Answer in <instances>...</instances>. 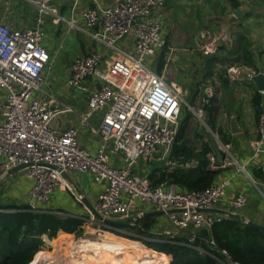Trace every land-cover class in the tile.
<instances>
[{
    "label": "built area",
    "instance_id": "built-area-1",
    "mask_svg": "<svg viewBox=\"0 0 264 264\" xmlns=\"http://www.w3.org/2000/svg\"><path fill=\"white\" fill-rule=\"evenodd\" d=\"M23 1L35 10L32 24L14 28L0 19V89L6 92L0 102V180L14 167L24 166L21 171L31 182L25 205L38 211L63 185L62 171L89 173L96 183L105 185L94 205L103 219L127 220L134 216L137 203L152 206L166 216L174 230L172 240L184 237L191 247L204 241L210 252L197 247L201 255H209L216 264H239L226 250L217 249L210 232L214 224L236 217L246 206L244 194L230 199L225 214L218 215L214 208L225 196L228 182L202 191H180L167 182L153 187L135 171L139 160L168 152L177 136L182 105L188 106L180 86L167 83L144 63L166 45L162 8L167 1L180 0H89V6L73 0L68 21L60 15L57 0ZM76 15L82 26L92 31V40L110 53L94 51L76 58L67 81L72 88H81L89 79L100 81L79 121L89 126L94 114L101 115L99 126L91 127L100 142L94 154L80 145L76 127L59 131L54 126L58 115L73 110L42 91L44 69L48 64L50 69V54L43 46L44 28L48 22H66L78 29ZM128 38L133 40L130 54L120 49ZM210 95L202 99L203 104L209 102ZM250 146L253 157L264 158V103L257 137ZM227 147L220 145L219 149L226 153ZM110 153L118 155L124 166H112ZM208 159L213 169L230 164L216 165L212 154ZM98 224L112 228L100 220ZM204 232L207 238L202 237Z\"/></svg>",
    "mask_w": 264,
    "mask_h": 264
},
{
    "label": "crops",
    "instance_id": "crops-1",
    "mask_svg": "<svg viewBox=\"0 0 264 264\" xmlns=\"http://www.w3.org/2000/svg\"><path fill=\"white\" fill-rule=\"evenodd\" d=\"M72 1L73 0L56 1L60 15L67 21L72 18L70 14V6ZM82 2L85 6L90 5L89 0H82ZM28 6L30 5L28 4ZM2 8L5 10L0 13V19H3L14 28H20L24 26V24L16 22L9 17L7 14V6H2ZM236 10H238L237 15H235ZM65 14H68V16L66 17ZM161 17L163 19L166 44L168 41H172L173 45L171 49H179L182 53L188 52L189 50L194 52L198 49H201L202 53L204 54V59L207 60L210 55L215 56L222 52V55L226 56L229 51H233L242 44L246 45V49L250 55V65L243 64L241 61L242 54L239 55L237 53L235 58H239V61H233V63L229 65L227 70L224 72L225 74L223 79L227 80L228 82L227 88L222 86L221 80V90H223L224 93L222 100L227 97V92L231 93L233 91V96L229 98V100H224V102L221 100L224 110L227 112L223 115L224 117L228 115L229 121L230 118H236L237 124L242 132L234 135L230 132V128L229 131H227V133L230 134V144L226 145L228 147L225 161L229 162L230 164H228L223 169H220L221 173L216 183L228 182V186L226 187L225 196L216 204L214 213L218 215L225 214L227 211V202L239 194H244L247 197V204L241 211L237 213L236 217H238L243 222L244 220H247L264 225V158L262 155L253 157L250 146V143L257 137V122L259 117L252 107L251 97L255 92H259L254 87L249 76L253 72L254 74L259 73L260 70L264 73V0H253L250 2L240 0L239 5L236 8L232 7L228 0L167 1L161 10ZM73 18L77 20L78 29L75 30H78L90 37V33L92 31L86 30L82 26V23L77 15ZM49 23L51 24V28H49L51 32L54 33L58 30V24L54 25L51 22ZM180 25H183L185 28V32H180L181 37H179L180 35L177 33ZM43 46L51 50V45H48L47 42H43ZM120 49L124 50L128 54L132 53V38H128L124 44L120 46ZM221 49H224L226 52H223ZM85 51H87V54L97 51L99 53H105L107 56L110 55V53L108 54V52H106V48L102 45H99L98 43L95 47H84L83 52ZM82 56H85V54L83 55L81 53L76 58ZM218 57L222 56L219 55ZM72 64L73 63L67 65L68 67L65 72L67 81L71 72ZM216 65L220 66L219 64ZM233 71L234 75L232 76L230 73ZM99 82L100 81L98 79H89L88 82H85L81 88H78V90L85 94L86 102L84 109L79 111L75 106L63 103L72 108L73 112L60 114L56 118L65 115L67 116L66 119L61 121L59 120L57 123L53 122L54 126L59 131H64L66 128L71 126L76 127L78 130V141L80 145L92 154L97 152L100 142L98 135L92 131L91 127L97 128L99 126L101 115L94 114L89 121V126L80 125L79 121L80 115L86 111L89 95L96 87L100 85ZM205 91V96H208V93H211V87L206 86ZM259 94L262 96L261 104H263L264 93ZM160 154L161 157L158 158V160H164V158H166L169 154V150L166 154H163L162 152L157 153V156ZM110 161L112 166H124L121 158L118 155L110 153ZM142 162H146V159L139 160L135 171L141 177L148 180L147 176H144L138 172ZM167 164L169 165L168 162ZM68 174L82 192L84 197L94 208L97 198L104 189L105 185L103 183H96L93 180L92 175L89 173L70 171ZM30 187L31 182L25 177V174L21 170L15 173H7L0 180V205H25L28 199ZM39 210L54 214L61 218H75L81 220L83 222L81 226L83 230L82 234L84 233L85 227H96L99 225V220L94 216L91 209L85 203L75 198L67 190L65 182H63V185L60 188L56 189L53 200L47 204L40 205ZM146 212L157 211L152 206H142L140 203H137L133 217ZM147 217L153 218L154 220V225L151 231L154 236L157 238L162 237L164 239H171L170 234L173 233L174 230L168 224L167 218L164 214ZM115 229L119 230L120 228L115 227ZM127 234L130 235H127L126 237L125 234L122 236L118 235L116 237L125 239L122 241L129 245L126 246L128 248L127 250L133 256V260L136 263L143 264L140 262H146V264H151L159 260L161 255L155 254L156 251L154 252L153 249H150L148 246H146L144 243V240L146 239L145 237L138 235L136 231H129ZM64 235L69 237V246H51L52 251L50 255L55 251H59V248H62V250L65 252L64 257L66 258V256H68L69 253L77 247L73 246L75 241L73 240L72 235L76 236L74 233L67 234L60 231L55 237L57 238L55 242L59 241L60 237ZM112 235L114 234L112 233ZM55 238L51 240H54ZM48 240L49 239L46 236H43L44 244L45 241ZM131 243L140 244L141 246H132ZM101 247H105V249L110 252L122 250V247H118L116 249H113V247L110 246ZM42 248H44V246ZM38 253L44 254L45 260H43L41 263H34L33 259L30 264H52L55 262V260L50 258V256L46 259V252ZM155 255L158 256L154 258ZM168 256L170 257V264L172 257L170 255ZM99 257H102V255L97 257V261ZM144 258L149 260L143 261ZM151 258L154 259L150 260ZM160 261H162V264H164V260ZM58 262L59 264L63 263L61 259L55 263Z\"/></svg>",
    "mask_w": 264,
    "mask_h": 264
},
{
    "label": "trees",
    "instance_id": "trees-1",
    "mask_svg": "<svg viewBox=\"0 0 264 264\" xmlns=\"http://www.w3.org/2000/svg\"><path fill=\"white\" fill-rule=\"evenodd\" d=\"M228 1L234 8L240 2V0ZM245 1L250 2L253 0ZM166 46L158 55L157 71L159 73L163 70L165 64L163 52ZM222 51L226 52L224 49ZM237 53L242 54L241 61L243 64L250 65V55L246 45L242 44L233 51H229L226 56H223L221 52L219 55L222 57L212 56L211 59L208 58L206 66L210 68L216 64L223 65L224 73L227 68L226 62H230L229 65H231L233 61H239V58H235ZM221 80L222 86L227 88V80ZM194 98L191 99V105ZM209 102H212V100L210 99ZM261 103V94L255 92L251 97V104L257 115L260 113ZM204 109L208 112L210 129L214 131V116L217 109L209 103L206 107L204 106ZM188 116L190 117V114L187 113L186 117L182 119L181 113L175 142L170 153L164 158L169 165L165 168H153L147 175L151 186L156 187L167 182L175 184L180 191H202L216 184L221 170L211 167L208 155L212 154L216 158V165H218L220 163L216 154L218 145L212 140H205L202 135H197L198 139H201L198 145L191 141L188 137ZM217 133L218 139L223 145L230 144V134L224 131L222 127L217 130ZM82 223L81 220L75 218H61L40 210L31 211L26 205H0V264H30L44 246L43 236L53 239L60 231L81 236L83 232ZM153 225V218L147 217L139 220L134 225L117 227L128 231H136L138 235L145 237L144 243L146 246L153 249L154 252L156 251L155 254H160L164 258V264H169L170 257L168 255L172 257L170 264H216L213 258L207 254L201 255L196 249L201 247L210 252V248L206 246L204 241H197L195 246L191 247L187 246L184 237H177L174 240L157 238L151 232ZM210 236L215 241L217 249L226 250L233 260L239 264H264V231L249 227L238 217L224 218L214 224ZM202 237L207 238L208 234L204 232ZM115 240L122 241L125 239ZM157 256L155 255L154 258ZM147 260L149 259L144 258L143 261Z\"/></svg>",
    "mask_w": 264,
    "mask_h": 264
},
{
    "label": "rangeland",
    "instance_id": "rangeland-1",
    "mask_svg": "<svg viewBox=\"0 0 264 264\" xmlns=\"http://www.w3.org/2000/svg\"><path fill=\"white\" fill-rule=\"evenodd\" d=\"M2 6H7V14L11 19L24 24V26L32 24L36 16L34 9L28 6V4L23 0H0V13L5 10L2 8ZM65 16L67 17L68 14H65ZM49 28H51V24L48 22L46 27L44 28L45 37L43 42H47L48 45H51V50H49V48H46V50L50 52V69L48 68L49 64L44 69V82L42 85V91L55 96L62 103L75 106L76 109L80 111L81 109H84L85 106V94L82 91L78 90V88H72L66 85L67 77L65 72L68 67L67 65L73 63L72 61H74V59L78 55H80L81 53L83 55L87 54V51L83 52L84 47H95L97 43L84 33L75 29H71L69 24L66 22H60L58 24V30L54 33L51 32ZM180 32H185V28L183 25H180L177 30V33L180 35L179 37H181ZM166 45L167 46L163 52L165 64L163 70L160 73L157 71L158 56L146 57L144 60L145 65L150 70L154 71L157 75L162 76L167 81V83H173L175 85L181 86L184 94V101L190 108L186 104L182 105V117H180L183 119L186 117L187 113L190 114V117H187V124L188 137L191 139V141L198 145V143L201 142V139H198L197 135H202L205 140H212L220 147V145L223 144L218 139L219 136L217 130L222 127L226 132L229 131V116L227 115L226 117H224L223 115L227 112H225L224 110L222 101L224 102V100H229V98L233 96V91L231 93L227 92V97L222 100V96L224 93L223 90H221V79L224 78L225 74L223 73V65H213L212 67L207 68L206 59H204V54L202 53L201 49H198L194 52L189 50L188 52L182 53L179 49H171L173 45L172 41H168ZM211 58L212 56L210 55L209 59ZM229 64V62H226L227 68L229 67ZM206 86L211 87L210 99L212 100V102L208 103L209 105L217 109V112L214 116V131L210 129V126L208 124V112L204 109V106L206 107L208 103L203 104L202 101V99L206 97ZM5 95L6 92L0 89V102L4 100ZM192 98H194V102L191 105L190 103ZM66 117L67 116L62 115L59 118L54 119L53 122L57 123L59 120L61 121L66 119ZM160 157L161 154L158 156L157 154H155L151 158L146 159V162H142L140 169H138V172H140L144 176H147L153 168H165L166 166H168L165 160H158V158ZM112 233L114 235H112ZM116 233H119L120 235L126 234V237L127 235H130L127 234L129 233V231L125 229L117 230L115 228H103L99 225L96 227H85L84 233L81 236L72 235L73 240L75 241L73 246H77L83 239L101 241L104 235H108L112 239H122L116 237L118 236ZM97 236H99L100 239ZM56 239L57 238H55L54 240L49 239L48 241H45L44 248H42L39 252H46V259L50 256V258H60L61 261H64V250H62V248H59V251H55L50 255L52 251L51 246H69V237L67 235L61 236L59 241L55 242ZM132 246L141 245L132 244ZM68 256H66V258ZM160 260H164V258L160 256L158 261L151 264H162V261ZM52 264H59V262H54Z\"/></svg>",
    "mask_w": 264,
    "mask_h": 264
},
{
    "label": "bare ground",
    "instance_id": "bare-ground-1",
    "mask_svg": "<svg viewBox=\"0 0 264 264\" xmlns=\"http://www.w3.org/2000/svg\"><path fill=\"white\" fill-rule=\"evenodd\" d=\"M97 237L99 238V236ZM101 246H110L113 247V249L122 247V250L120 251L115 250L113 252H110L107 251L105 247L103 248ZM126 246L129 245H127L123 241H116L110 238L108 235H104L101 241L83 239L77 245V247L70 252L69 256L63 261V263L64 264H138L133 260V256L127 250L128 248ZM101 255L102 257H99L97 261V257ZM59 259L56 258L54 260L56 262ZM43 260H44L43 254L37 253L34 257V263H41L43 262Z\"/></svg>",
    "mask_w": 264,
    "mask_h": 264
},
{
    "label": "water",
    "instance_id": "water-1",
    "mask_svg": "<svg viewBox=\"0 0 264 264\" xmlns=\"http://www.w3.org/2000/svg\"><path fill=\"white\" fill-rule=\"evenodd\" d=\"M238 14V10H236L235 15ZM251 82L253 83L254 87L256 88V90L259 93H264V73L263 71H259V73L255 74L254 76L251 77ZM229 128H230V132L232 134H238L241 133L242 130L239 128L236 118H230L229 121ZM172 149V146L169 148V153ZM216 154L219 158V160L221 162L225 161V157H226V153L222 152L219 147L216 148ZM24 166H17L14 167L10 172L11 173H15L20 171L21 169H23ZM61 178L63 179V181L66 183V187L67 190L77 199H79L81 202L85 203L92 211V213L94 214V216L102 221L104 224L112 227L113 229L117 226H128V225H133L136 222H138L139 220L147 217V216H152V215H163V212L157 211V212H146L143 213L141 215H136L133 218H129L127 220H121V221H115V220H111V219H103L93 208V206H91V204L88 202V200L84 197V195L82 194V192L79 190V188L77 187V185L73 182V180L71 179V177L69 176V174L65 171L61 172ZM244 222L249 226L252 227L254 229L260 230V231H264V225L261 224H257L255 222L252 221H247L244 220Z\"/></svg>",
    "mask_w": 264,
    "mask_h": 264
}]
</instances>
